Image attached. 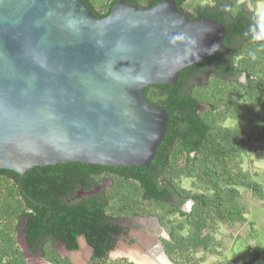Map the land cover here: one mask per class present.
<instances>
[{"label":"trees","instance_id":"16d2710c","mask_svg":"<svg viewBox=\"0 0 264 264\" xmlns=\"http://www.w3.org/2000/svg\"><path fill=\"white\" fill-rule=\"evenodd\" d=\"M83 1L98 17H105L118 0ZM125 1L152 7L164 0ZM175 1L191 19L217 18L229 33L225 48L181 71L176 86L147 87L145 99L169 114L168 130L150 166L72 162L35 167L22 186L47 206L23 194L17 185L18 173L0 169V264H27L18 244L20 233L27 234L31 251L51 264H73L54 244L75 251L81 235L93 247L91 264H135L111 260L109 253L126 231L118 219L139 215L159 220L169 236L165 251L175 264H202L200 254L214 252V233L221 224L236 229L247 222L248 209L240 189L246 187L264 200L260 184L239 167L244 155L264 150V39L246 35L250 25L259 22L258 15L247 2L238 0ZM226 6L229 11L224 10ZM259 32H264V25ZM250 50L256 51L255 60ZM201 68L212 74L204 83L190 87V78ZM242 76L245 81L239 80ZM86 166L98 167L93 175L96 183L108 175L111 184L102 196L68 203L66 199L77 187L89 182L92 173L83 174ZM184 180L191 181L196 190L186 189ZM187 200L193 202L191 210L183 211ZM212 264H264V246L247 261Z\"/></svg>","mask_w":264,"mask_h":264},{"label":"water","instance_id":"95a60500","mask_svg":"<svg viewBox=\"0 0 264 264\" xmlns=\"http://www.w3.org/2000/svg\"><path fill=\"white\" fill-rule=\"evenodd\" d=\"M228 33L217 18L191 19L175 0H118L105 17L83 0H0V169L18 173L23 194L47 206L22 186L35 167L148 168L169 114L145 99L147 87L176 86L181 71L225 48ZM26 236L18 244L31 264L39 256ZM78 244L54 247L85 264L93 247L84 235Z\"/></svg>","mask_w":264,"mask_h":264},{"label":"rangeland","instance_id":"374dc122","mask_svg":"<svg viewBox=\"0 0 264 264\" xmlns=\"http://www.w3.org/2000/svg\"><path fill=\"white\" fill-rule=\"evenodd\" d=\"M238 1L240 3L247 2L248 7L258 15L260 24L264 25V0ZM188 2L190 3V0ZM198 2L203 4L210 3L212 0H198ZM258 39H264V32L258 33ZM239 80L245 81V76H242ZM239 167L241 170L248 172L250 180L259 183L264 191V150H256L251 154L244 155L243 163ZM182 185L186 189L196 190V187L193 188L189 180H184ZM240 190L242 194L244 193L241 201L246 203L248 209L246 214L247 222L244 225H238L236 229L231 225L221 224L218 231L214 233V252L212 254L209 252L200 254L203 257L202 264H212L213 262L234 259L247 261L254 256L256 250L264 246V200L255 196L246 187ZM192 204L191 200H187L182 205V210L190 211ZM133 221L128 224L129 231L120 236L116 247L109 253V258L111 260L127 259L135 264H142L134 260L133 255H131L134 252L138 253L140 258L142 256L149 258L152 264H170L163 253L155 257V255L148 253L144 245H142V242L146 244L158 237H160V240L164 244L165 240L169 237L168 234L162 231V229L154 230L151 224H147L148 220L146 219L138 220L136 223ZM91 258L92 255L85 264H91ZM29 259L31 264H48L41 256L37 258L30 257Z\"/></svg>","mask_w":264,"mask_h":264},{"label":"flooded vegetation","instance_id":"af4514ba","mask_svg":"<svg viewBox=\"0 0 264 264\" xmlns=\"http://www.w3.org/2000/svg\"><path fill=\"white\" fill-rule=\"evenodd\" d=\"M204 72H205V69H203V68L198 69L196 71V73L190 78L188 85L190 87H192L193 84H195V83H204L206 81V79L210 77V75L212 74V71L211 70H208L206 73H204ZM96 170L98 171V167H93L92 168V167L86 166L84 168V171L83 172H86V173H83V174L85 176H86V174L87 175H90L88 173H92V175H90L88 177V179H87L89 182L88 183H84L82 185L83 187H80L81 185L79 187H77L76 192L74 193V195H72V196H70L69 198L66 199V201L68 203H71V202H82V201H85V199H87L89 197H94L95 198V197H98V196H102V192L107 188V186L109 184H111V180H110V176L104 175L103 177H101V183L100 184L96 183V180H93V175L95 173L94 171H96ZM87 186H88V188L86 189L85 187H87ZM153 218H156V217H146V216L139 215V216H135L133 218H120V219H118L117 223L120 226L124 227L126 229L125 233H127L129 231L128 224L131 221L134 220L133 222L136 223L138 220L146 219V220H148L147 224L148 223L151 224V226H153V229L154 230H159L162 226H161V224H160V226H157V222ZM163 230L165 231L164 228H163ZM21 234H24V233H21ZM119 238H118V240H119ZM118 240H117V243H118ZM142 245H144L145 250L148 253H151L152 255H155V257L157 255H159V254H162L163 253V252H161L162 249L163 248L165 249V246L162 243V241L160 240V237L155 238V239H152V240H150L146 244H144V242H143ZM35 255L38 256L37 254H35ZM92 255H93V251H92ZM149 261H151V260H149Z\"/></svg>","mask_w":264,"mask_h":264},{"label":"clouds","instance_id":"9594fccd","mask_svg":"<svg viewBox=\"0 0 264 264\" xmlns=\"http://www.w3.org/2000/svg\"><path fill=\"white\" fill-rule=\"evenodd\" d=\"M224 10L225 11H229V8L226 6ZM260 27H261V25H260L259 22H256V23L250 25V27H249L248 32L246 33V35L251 36V38L254 39V40L257 39L258 38V33L260 31ZM249 56L253 60H255L256 59V51L255 50H250L249 51Z\"/></svg>","mask_w":264,"mask_h":264},{"label":"bare ground","instance_id":"6f19581e","mask_svg":"<svg viewBox=\"0 0 264 264\" xmlns=\"http://www.w3.org/2000/svg\"><path fill=\"white\" fill-rule=\"evenodd\" d=\"M162 231H163V230H162ZM132 257L134 258V260H136V261L139 262V263H142V264H152L151 261H146V262H144L143 260H141L140 257H139V255H134V256H132Z\"/></svg>","mask_w":264,"mask_h":264},{"label":"crops","instance_id":"0c3cea01","mask_svg":"<svg viewBox=\"0 0 264 264\" xmlns=\"http://www.w3.org/2000/svg\"><path fill=\"white\" fill-rule=\"evenodd\" d=\"M142 243H143V242H142ZM131 255H133V256H134V255H138V253H134V252H132ZM139 257H140V255H139ZM140 259L143 260L144 262L150 260L149 258H146L145 256H142Z\"/></svg>","mask_w":264,"mask_h":264}]
</instances>
